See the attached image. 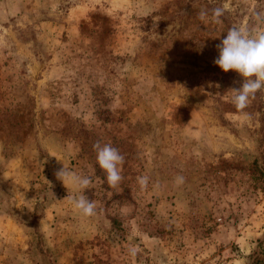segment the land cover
I'll list each match as a JSON object with an SVG mask.
<instances>
[{
	"label": "rangeland",
	"instance_id": "1",
	"mask_svg": "<svg viewBox=\"0 0 264 264\" xmlns=\"http://www.w3.org/2000/svg\"><path fill=\"white\" fill-rule=\"evenodd\" d=\"M257 11L264 0H0V264H247L264 234V174L249 173L264 163V88L238 110L243 78L213 61L229 28L264 27ZM97 141L125 158L116 187ZM63 164L91 178L94 216L69 203Z\"/></svg>",
	"mask_w": 264,
	"mask_h": 264
},
{
	"label": "clouds",
	"instance_id": "2",
	"mask_svg": "<svg viewBox=\"0 0 264 264\" xmlns=\"http://www.w3.org/2000/svg\"><path fill=\"white\" fill-rule=\"evenodd\" d=\"M224 14V9L212 10L213 20L219 22ZM208 13L205 10L199 12V18L204 20ZM254 19L258 24L264 25V12H255ZM218 56L213 63L225 73L234 71L243 78L239 88L231 89L233 93L232 102L238 110H244L256 93L264 88V27L250 29L246 25L233 26L228 29L226 36L216 45ZM93 148L96 152V161L101 169L106 172L107 182L110 187H116L122 181V166L125 162L124 156L110 143L97 141ZM55 176L66 188L71 185L78 195L68 196L72 208L83 217H92L96 214V202L89 200L85 195V189H89L92 180L88 176L77 174L64 166L55 172ZM183 182V177L177 178ZM141 188H146L149 177H137ZM139 248L130 245L128 253L135 257Z\"/></svg>",
	"mask_w": 264,
	"mask_h": 264
},
{
	"label": "trees",
	"instance_id": "3",
	"mask_svg": "<svg viewBox=\"0 0 264 264\" xmlns=\"http://www.w3.org/2000/svg\"><path fill=\"white\" fill-rule=\"evenodd\" d=\"M249 173L253 177H255L256 173H258V175L263 176V174H264V163H263V165L262 164L259 165L257 160L254 159L250 165ZM247 264H264V234L260 240L256 241L255 250L248 257V263Z\"/></svg>",
	"mask_w": 264,
	"mask_h": 264
}]
</instances>
